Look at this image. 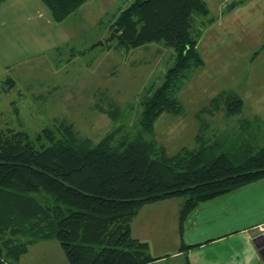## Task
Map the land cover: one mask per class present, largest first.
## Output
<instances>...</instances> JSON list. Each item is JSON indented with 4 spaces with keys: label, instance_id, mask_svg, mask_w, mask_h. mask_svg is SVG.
<instances>
[{
    "label": "trees",
    "instance_id": "16d2710c",
    "mask_svg": "<svg viewBox=\"0 0 264 264\" xmlns=\"http://www.w3.org/2000/svg\"><path fill=\"white\" fill-rule=\"evenodd\" d=\"M41 1L60 22L86 0ZM208 12L204 0H132L115 15L109 30L117 28L116 46L128 51L162 43L172 51V64L137 103L130 123L118 120V110L96 107L116 123L96 143L62 121L33 136L0 127V264H18L30 245L47 240L57 242L68 264H148L156 258L130 231L143 205L181 198L180 233L198 204L264 177V146L257 144L262 122L226 123L243 105L232 92L198 111L190 147L168 155L154 137L160 114L184 113L175 94L202 64L196 49L202 28H194L193 16ZM219 112L224 120L215 125L228 129L208 135L206 115Z\"/></svg>",
    "mask_w": 264,
    "mask_h": 264
},
{
    "label": "crops",
    "instance_id": "0c3cea01",
    "mask_svg": "<svg viewBox=\"0 0 264 264\" xmlns=\"http://www.w3.org/2000/svg\"><path fill=\"white\" fill-rule=\"evenodd\" d=\"M131 1L88 0L64 20L55 22L41 0H5L0 3V46L14 43L16 37L27 36L28 43L61 37L64 30L73 31L72 20L92 29L95 22L101 21L102 14L114 9L119 12ZM204 2L209 10V19L205 20L196 43L202 64L192 69L191 77L198 78L199 75L201 83H205L207 77L211 78V83L216 78L225 79V88L213 92L216 94L210 99L224 92L237 94L243 105L240 112L232 116L235 117L233 124L236 126L240 120L257 118L264 125V0ZM77 14L79 17H75ZM95 14L98 16H93ZM109 27L102 36L109 31ZM159 44L151 42L130 50L150 48L154 55H159ZM211 69L215 71L214 74L207 73ZM204 107L194 109L189 120L181 119L180 124L187 128H184V140L177 142L181 143L177 151L192 145L199 128L197 113ZM244 109L247 116L243 117ZM206 118L220 122L224 120L222 112L213 118L206 115ZM154 137L161 145L167 140L160 137V131L156 132V129ZM263 139L264 134L259 137V142L262 143ZM180 205L178 198L148 203L133 218L130 225L132 237L147 245L150 242L160 247L163 245V248L175 246L168 254L152 256L156 260L148 264H264V258L254 241L259 235H264V177L198 204L183 220L179 233ZM259 240L261 242L263 239ZM183 245L189 248L185 249ZM55 246L63 264H68L57 243ZM19 263L23 264L22 258Z\"/></svg>",
    "mask_w": 264,
    "mask_h": 264
},
{
    "label": "rangeland",
    "instance_id": "374dc122",
    "mask_svg": "<svg viewBox=\"0 0 264 264\" xmlns=\"http://www.w3.org/2000/svg\"><path fill=\"white\" fill-rule=\"evenodd\" d=\"M117 13L114 9L102 14L101 21L95 22L92 29L72 20L73 31L64 30L61 37L28 43L25 35L16 37L8 46H0V127L23 130L33 136L40 129L53 128L62 121L72 125L79 136L94 144L116 124L98 111L97 106L120 111L118 120L130 123L139 111L137 103L159 85L165 69L172 64V51L160 43L159 55L142 47L125 52L116 47L115 39L95 45L109 36L112 29L105 36L102 34ZM208 19L209 16L194 15V28H202V32ZM207 73L214 74L215 71L211 69ZM192 74L190 71L182 80L175 94L184 113L179 116L162 114L154 124L160 137L169 141L162 144H165L168 155L175 154L181 144L177 142L184 140L187 126L183 128L181 119L189 120L194 109L208 106L210 96L216 94L213 92L225 88L227 82L216 78L211 83V78L207 77L205 83H201L197 72L194 76L198 78H192ZM246 112L244 109L243 117L247 116ZM233 120L235 123V117H230L225 122L233 123ZM208 121L211 123L208 135L228 129V126H216L219 120ZM261 128L262 136L264 125ZM257 144H264V139ZM56 243L47 240L30 245L22 257L23 264H63L61 254L56 253ZM174 247L167 245L163 248V245L160 247L149 242L147 252L151 256L168 254Z\"/></svg>",
    "mask_w": 264,
    "mask_h": 264
},
{
    "label": "water",
    "instance_id": "95a60500",
    "mask_svg": "<svg viewBox=\"0 0 264 264\" xmlns=\"http://www.w3.org/2000/svg\"><path fill=\"white\" fill-rule=\"evenodd\" d=\"M116 32H117V28H112L109 36L104 41H99L95 45H102L103 43H108L114 38ZM259 238L263 240L260 242ZM254 241H256L255 245L256 247H258L261 257L264 258V235L263 234L259 235L258 237H256Z\"/></svg>",
    "mask_w": 264,
    "mask_h": 264
}]
</instances>
